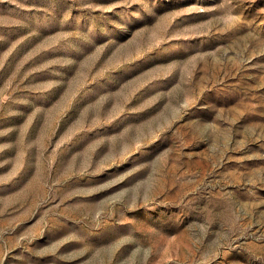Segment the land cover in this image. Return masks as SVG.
Returning <instances> with one entry per match:
<instances>
[{"label": "rangeland", "instance_id": "obj_1", "mask_svg": "<svg viewBox=\"0 0 264 264\" xmlns=\"http://www.w3.org/2000/svg\"><path fill=\"white\" fill-rule=\"evenodd\" d=\"M0 264H264V0H0Z\"/></svg>", "mask_w": 264, "mask_h": 264}]
</instances>
